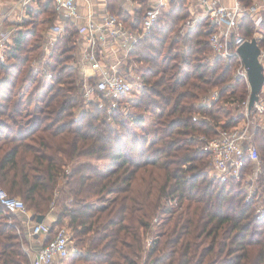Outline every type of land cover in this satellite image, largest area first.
<instances>
[{
    "label": "trees",
    "instance_id": "trees-1",
    "mask_svg": "<svg viewBox=\"0 0 264 264\" xmlns=\"http://www.w3.org/2000/svg\"><path fill=\"white\" fill-rule=\"evenodd\" d=\"M139 1L130 16L119 0H109L110 12L140 30L151 9L147 0ZM241 1L247 6L253 2ZM188 5V0H174L161 8L150 34L124 67L139 74L144 85L140 98L128 101L136 103L137 116L124 108L110 113L108 101L103 108L84 102L75 57L80 36L73 22L67 23L47 62L52 80L30 70L37 46L31 43L39 37L40 22L57 18L52 0L41 6L37 18L19 26L6 62L0 61V185L21 198L35 218L60 208L47 243L67 224L78 250L72 264H138L141 231L149 227L159 197L180 203L178 208H163L171 216L186 207L172 229L160 231L165 240L149 253L157 255L154 264H264V217L246 202L240 184L210 177L211 157L199 140L238 126L234 112L247 98L248 86L233 77L235 60L211 61L214 29L208 20L183 29L190 16ZM252 24L250 18L242 22V35L248 39L255 33ZM260 33L264 50V20ZM31 79L33 87L24 90L23 82ZM215 88L221 100L211 108L197 107L196 101ZM21 90L27 94L20 96ZM36 100L46 111L29 114L27 108ZM145 113L157 118L153 139L143 129ZM198 113L202 119L195 121ZM256 142L264 162L261 129ZM94 162H106L108 169ZM154 170L162 172L160 181ZM139 173L150 179L142 177L148 193L137 196L133 183ZM119 194H124L121 201L107 206V196ZM163 209L157 215L165 214ZM27 236L23 219L0 207V264H31Z\"/></svg>",
    "mask_w": 264,
    "mask_h": 264
},
{
    "label": "built area",
    "instance_id": "built-area-1",
    "mask_svg": "<svg viewBox=\"0 0 264 264\" xmlns=\"http://www.w3.org/2000/svg\"><path fill=\"white\" fill-rule=\"evenodd\" d=\"M23 7H27L33 0H20ZM131 5L137 4L135 0H127ZM197 1L206 9L209 25L214 29L209 44L213 51L211 61L221 58L228 64L235 60L236 67L234 78L243 80L248 86V96L239 105L241 124L231 129L219 130L213 138L201 137L205 151L210 154L212 176L222 183L242 181L247 179L251 195L259 194L261 188L264 192V184L260 185L259 179L264 175V162L261 158L256 133L264 131V86L250 109L251 88L248 81V71L241 59L238 49L246 41L257 39L260 45L262 35L260 29L264 20V0H253L249 6L241 0H235L232 6H226L220 0H188V3ZM55 12L63 17L65 23L57 29L46 33L41 48L42 58L46 62L50 58L52 49L64 33L68 22H73L79 32L78 51L76 53V67L80 72L81 91L86 104L95 103L104 107L106 101L110 102L109 112L125 108L135 90V85L144 88L141 76L132 77L133 69H126L129 61H132V53L136 45L147 37L160 13L155 8L148 12L144 18V24L140 30L132 29L124 20L107 10L104 17L99 18L92 7L86 17L82 16L79 0H55ZM198 4V5H199ZM190 18L183 29L193 28L202 19L196 17L193 9H189ZM250 18L255 25L253 38L242 35V22ZM17 29L3 33L0 32V61L6 62L7 48L12 41ZM260 62L264 74V50L261 49ZM52 77V75H50ZM142 88H139V90ZM221 92L215 88L209 94L204 95L197 102V107L211 108L221 100ZM202 119V114L195 115L194 120ZM236 119V116H235ZM0 207L8 215H28L29 211L25 202L18 197H13L0 185ZM256 214L264 217V207H258ZM19 233L21 230L18 228ZM51 233V225L36 223L28 228V235L45 236ZM26 248V246H25ZM29 252V250L26 248ZM78 250L71 239L66 227L55 231V237L45 245L31 259V264H63L73 253ZM30 253V252H29Z\"/></svg>",
    "mask_w": 264,
    "mask_h": 264
},
{
    "label": "rangeland",
    "instance_id": "rangeland-1",
    "mask_svg": "<svg viewBox=\"0 0 264 264\" xmlns=\"http://www.w3.org/2000/svg\"><path fill=\"white\" fill-rule=\"evenodd\" d=\"M196 17H198V16H196ZM207 17H208L207 14H205V16H201V19L202 20H208ZM45 18H43V20L40 22L41 24L38 27V32H39V37L40 38L37 35V37H35L33 39L32 43H31V45L33 44L32 46H34L35 43H36L38 47L36 46V49H33V51L31 52V61L29 63V67H30V70L37 71V73H41L43 76H46L49 80H52V77L50 76L52 73L49 71V69L46 66L47 62L49 61V59H47L46 62L44 61V59L42 58V54H41V48L43 46L46 33L51 31V28L53 30L57 29L58 26H56V25L60 24L61 21H57L56 22V20L58 18H55V20H54L55 22L53 21V22L47 23L48 21H46ZM189 18H190V16H189ZM252 25H253V28H254V31H255V25L254 24H252ZM242 32L245 33V31H242ZM75 56H76V54H75ZM30 72H29V74H30ZM132 72H133L132 73V77L135 76V79H136L137 73L135 71H132ZM26 78H29V76L27 75ZM22 79H23V76H21L20 79H18V81H17L18 85L16 87H18V88L14 92V96L15 97H16L18 91H19V87L21 85ZM34 83H35V79H31L29 81L26 80L25 82H23V86H25L24 90L33 87ZM134 88H135V90L131 94V98L134 97V99H135L139 95H141L140 91L143 90L144 88L140 87V86H136V85H135ZM139 88H142V89L139 90ZM146 89H149V88H146ZM29 90L30 89H28V91ZM80 90H81V88H80ZM19 94H20V96H25L27 93L25 91L21 90V92ZM201 97H203V96H201ZM201 97L199 98V100L201 99ZM131 98H129L128 100H125V101L128 102ZM139 98H140V96H139ZM198 101H196V104H197ZM135 105H136L135 102H130L129 104H127V106H125V108L123 110L127 111L128 113H132L133 115L137 116L139 112H138V110H136ZM44 106H45L44 104H42L40 101L36 100L30 108H27V111H28L29 114L30 113H37V112L38 113H42V112L46 111ZM123 110H121V111H123ZM75 113H76V115L80 114L81 113V109H77ZM142 115L145 117V124H144V128L143 129H144V131L146 133H148V135H150L151 139H153L154 131L157 128V126H156L157 125V123H156L157 122L156 115L150 114V113H145V114H142ZM238 115H239V109L234 112V116H236V119L238 118ZM102 118H103V116H102ZM239 120H240V116H239ZM241 123L242 122L240 120L239 121V125ZM200 138H199V140H200ZM94 165H96L101 170L108 169V167H107L108 164L106 162H101V163L94 162ZM64 169H65V171H69L68 167H66ZM154 171H155V178H156V176H158L159 181H160L161 180L160 178L162 177V174H161L162 172L161 171H157V170H154ZM208 173H209L210 177L213 178V176H212L213 175L212 174V166L211 165L208 167ZM142 177H147L146 180L150 179L149 175H145V174H141V173H139V175L136 176V181H134V183H133V190L135 192H137V196L140 193H142V192L143 193L144 192L148 193V188H147L148 187L147 186L148 183L141 182ZM146 180H144V181H146ZM233 182H237L238 184L241 185L240 186L241 190H243L245 195H246L245 196L246 202L250 203V204H252L254 206L255 213H257L256 210L258 209V207H261V206L264 207V192H263L262 188L257 191V193L259 192L258 195L257 194L251 195L250 192H249V188H248L249 185L252 183L251 181L248 182V180L245 179V180H242V181H233ZM123 197H124V194L107 196V198H106L107 199V202H106L107 206H112L116 201L120 202ZM156 203H157V207L155 209V212L153 214H150V217H149V219L147 221L148 224H149V227L146 230H142L141 231L143 251L139 252L138 253L139 256L136 258V260L138 261V264H154V259L156 258L157 255L155 254L154 256L150 257L149 253L152 251L154 245L158 241H162L163 240L161 238V236H160V234H161L160 231L164 232L166 229H167L166 231L172 229L174 227L176 221H177V218H178L179 214L182 211L183 212H182L181 215L184 216V210H185L186 204L183 205V208H182V210L179 213L175 214L174 216H171V214L169 213L170 211L169 210L166 211L164 209L165 208H167V209L178 208L180 206V203L177 200H174L173 198H170V197H163V198L159 197V201L157 199ZM58 209H60V208H57L56 211H58ZM160 209H163V211H165L164 212L165 214L157 215L161 211ZM170 219H171V221H170ZM169 221H170V225H166ZM182 221L183 220L181 219V222ZM64 227H66L68 229V231H69V234L72 235L71 234L72 231L69 229L68 225L65 224ZM164 240H165V238H164ZM74 245H75V242H74ZM73 255H74V253H73ZM73 255H71V257L68 260H66L65 264H72L73 263V261H72ZM77 264H84V263L83 262H77Z\"/></svg>",
    "mask_w": 264,
    "mask_h": 264
},
{
    "label": "crops",
    "instance_id": "crops-1",
    "mask_svg": "<svg viewBox=\"0 0 264 264\" xmlns=\"http://www.w3.org/2000/svg\"><path fill=\"white\" fill-rule=\"evenodd\" d=\"M50 0H33L31 4L27 7H23L20 0H0V32L3 33L11 32L15 29H18L19 26L24 23L26 20H31L32 18H37L41 10V6ZM53 2L55 0H52ZM121 5L127 9L128 15H134V10L140 7V1L135 0L137 4L131 5L127 0H119ZM149 8L152 11L155 8H167L174 0H147ZM223 5L232 6L235 0H220ZM109 0H79V6L81 10L82 16L86 17L89 12V7H92L97 17L102 18L104 17L105 13L110 11L109 8ZM197 1H193L188 5L189 9H193L196 16H205L206 9L203 8ZM149 11V12H150ZM190 14V13H189ZM147 15V14H146ZM57 21H61L60 24L56 26L63 25L65 20L63 17H59L57 14ZM41 19V18H40ZM55 22V21H54ZM126 22V21H125ZM52 30V28H51ZM17 31V30H16ZM45 34V33H44ZM78 51V49H77ZM77 53V52H76ZM19 216L23 219L24 227L28 230L29 227H32L36 224L33 221V214L29 212L26 215H15ZM57 220L56 211H52L46 217L43 223L51 225L54 224ZM49 237L45 236H27V243L26 248L30 252V259H34L36 254L42 249L43 245L47 243Z\"/></svg>",
    "mask_w": 264,
    "mask_h": 264
},
{
    "label": "water",
    "instance_id": "water-1",
    "mask_svg": "<svg viewBox=\"0 0 264 264\" xmlns=\"http://www.w3.org/2000/svg\"><path fill=\"white\" fill-rule=\"evenodd\" d=\"M238 53L243 60L248 71V81L251 88L250 109L253 108L258 96L264 86L263 66L260 62L261 48L257 39L246 41L238 49ZM38 224H42L45 216H37L32 218Z\"/></svg>",
    "mask_w": 264,
    "mask_h": 264
}]
</instances>
